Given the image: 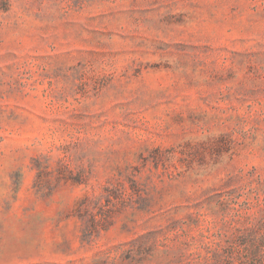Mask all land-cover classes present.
<instances>
[{
  "label": "rangeland",
  "instance_id": "374dc122",
  "mask_svg": "<svg viewBox=\"0 0 264 264\" xmlns=\"http://www.w3.org/2000/svg\"><path fill=\"white\" fill-rule=\"evenodd\" d=\"M0 264H264V0H0Z\"/></svg>",
  "mask_w": 264,
  "mask_h": 264
}]
</instances>
